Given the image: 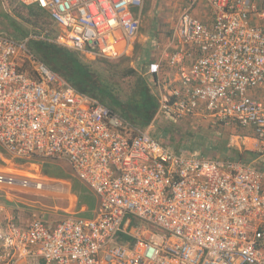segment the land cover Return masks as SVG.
Here are the masks:
<instances>
[{
    "label": "built area",
    "instance_id": "2783aa9c",
    "mask_svg": "<svg viewBox=\"0 0 264 264\" xmlns=\"http://www.w3.org/2000/svg\"><path fill=\"white\" fill-rule=\"evenodd\" d=\"M59 29L53 40L90 56L119 59L135 43L145 0H25ZM207 1L209 27L190 10ZM180 49L168 57L180 86L158 115L201 116L214 127L251 128L264 150V11L250 0H188ZM255 16L260 20L252 23ZM47 36V35H46ZM22 56L32 73L23 71ZM162 64L147 74L159 77ZM257 98V99H256ZM0 144L13 157L60 159L97 196L93 218L26 226L3 220L0 264H264V172L234 161L176 153L0 34ZM0 184L42 189L28 176ZM135 219L144 222L133 226Z\"/></svg>",
    "mask_w": 264,
    "mask_h": 264
},
{
    "label": "rangeland",
    "instance_id": "374dc122",
    "mask_svg": "<svg viewBox=\"0 0 264 264\" xmlns=\"http://www.w3.org/2000/svg\"><path fill=\"white\" fill-rule=\"evenodd\" d=\"M20 3L33 5L24 2V0H0V31L18 40L23 39L22 33H28L29 35L25 41L46 38L48 32L41 33V31L30 26L15 14V8ZM53 24L55 23L53 22ZM139 55L140 53L138 52L135 53V56H131L129 63L138 73L142 72L141 70L143 69L139 66L141 57ZM86 57L91 61L95 59L94 56L88 54H86ZM21 59V63L24 62L26 64L27 71L32 73L27 58L22 56ZM132 80L128 78L118 79L120 87L125 92L128 91L130 82H133L135 79ZM194 118L177 120L157 114L154 122L146 131H149L155 139L176 153H192L196 151L202 138H204L206 143L210 141L220 143L224 140H230L233 130L215 128L216 132L211 133L210 131L213 130L209 123L198 124ZM233 129L236 132L238 127H234ZM1 147L2 145L0 144ZM5 150L2 147L1 154L3 153L5 156H8L9 152L6 150L7 153ZM17 163L25 165V167L30 166L27 170L32 174L24 175L29 177V181L41 182L43 188H23L18 185L9 186L7 184H0V207L4 208L3 212L5 214L8 212L11 214V217L18 219V222L20 219L31 221L32 219L39 218L48 225L70 217L93 218V213L88 214V212L94 210L96 207L97 197L86 183L77 176L69 162L60 159H26L17 160ZM40 174L42 176L38 177ZM17 178L23 179L21 176H17ZM143 225L144 222L139 219H135L133 222V226L136 227ZM39 262L45 264L41 261Z\"/></svg>",
    "mask_w": 264,
    "mask_h": 264
},
{
    "label": "trees",
    "instance_id": "16d2710c",
    "mask_svg": "<svg viewBox=\"0 0 264 264\" xmlns=\"http://www.w3.org/2000/svg\"><path fill=\"white\" fill-rule=\"evenodd\" d=\"M15 14L41 33L48 32L46 35L50 39H57L59 29L53 24L54 21L50 15L37 5L20 3L15 8ZM0 34L4 33L0 31ZM22 37L21 40L13 39L24 43L29 35L22 33ZM26 47L32 56L70 86L97 100L126 123L139 130H146L154 122L160 103L158 96L153 92L151 76H144L141 74L142 72L138 73L131 67L129 65L130 57L113 60L97 56L91 61L88 60L86 54L46 38L29 39L26 42ZM22 64V70L26 71V64L24 62ZM127 78L135 80L130 82L129 89L125 92L120 87L118 79ZM216 143L215 141L207 142L203 149L208 153L214 148L222 150L225 148V143ZM202 144L198 145L201 147ZM228 158L233 159L231 156Z\"/></svg>",
    "mask_w": 264,
    "mask_h": 264
},
{
    "label": "crops",
    "instance_id": "0c3cea01",
    "mask_svg": "<svg viewBox=\"0 0 264 264\" xmlns=\"http://www.w3.org/2000/svg\"><path fill=\"white\" fill-rule=\"evenodd\" d=\"M250 1L256 4L260 8V10L264 11V0ZM24 2L29 3L25 0ZM189 4L190 3L188 2V0H145L144 8L142 10L134 9V15L136 17H139L141 20V27L137 40L127 49V54L123 57H131L133 55L135 56V53L139 52L141 55L139 66L141 67V69L143 68L141 70L142 73H140L144 74V76H149L146 72L148 66L151 63L158 62L162 64V72L160 76H151L153 82V90L158 96L159 103L164 95H169L171 93V90L180 86L178 72L175 68L169 66L168 57L173 52L180 49V41L177 32L179 27V19L184 12L189 10ZM190 12L203 24L209 27L213 26L215 20L214 9L213 6L207 1L198 3L196 6L191 8ZM259 22L260 20L253 16L252 23L258 24ZM55 26L57 27L56 24ZM46 39H49V37L46 36ZM26 42L27 41H25V44ZM253 94L257 98H260L262 99V101H264V91H254ZM157 114L158 111L156 115ZM194 120L198 124L209 123L210 127L213 130L210 131L211 133H215V128H219L214 127L210 121L203 120L201 116H196ZM233 128L234 127L222 128L225 130H233V134H231L230 140L222 141V143H225V148L223 150L220 148H214L206 153L207 151L203 149V147H206L205 141L204 144L201 145V147L200 145H198V149L196 151H193L192 154L195 157L218 159L220 161L229 160L240 162L242 164L248 165L251 168H256L264 172V150L257 149L256 138L253 129L238 127V130L235 132V129ZM203 141L204 138L201 139L199 144H202ZM230 156L233 157V159H229L228 157ZM17 160L21 159H17L9 153L8 156H4L0 153V173L13 174L17 176L32 174L27 170L30 166L25 167V165H20L17 163ZM41 176L42 174H40L38 177ZM98 205L99 201L97 198L96 207L94 208V210L88 212V214L92 212L94 217ZM0 208L4 210L3 207ZM1 218L3 220L13 219L16 224H19L21 226H26L30 222L24 219H20L18 222V219H16L15 217H11V214H9L8 212L5 214L3 211Z\"/></svg>",
    "mask_w": 264,
    "mask_h": 264
}]
</instances>
